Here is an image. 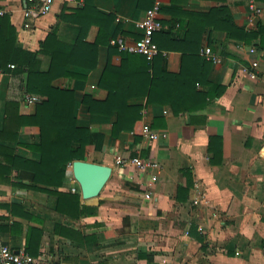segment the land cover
Segmentation results:
<instances>
[{
  "label": "crops",
  "instance_id": "crops-1",
  "mask_svg": "<svg viewBox=\"0 0 264 264\" xmlns=\"http://www.w3.org/2000/svg\"><path fill=\"white\" fill-rule=\"evenodd\" d=\"M155 1L55 0L49 14L27 21L25 0H0V19H7L0 36L13 28L14 48L38 53L43 73L55 52L70 60L72 74L55 83L77 101V125L87 131L82 161L113 170L89 200L73 163L62 187L1 182L0 247L43 255L47 264H264V31L247 40L248 0H159L163 29L154 37L160 52L151 72L142 56L126 55L111 39H140L137 23ZM260 5L264 26V0ZM204 46L222 62L201 56ZM256 59L258 77L251 79L245 69ZM10 65L0 70V130L7 101H20L25 89L26 73L16 75ZM148 75L157 82L152 100ZM110 98L114 103L100 106ZM34 112L35 105L19 102L20 115ZM145 124L168 137L146 139ZM40 140L32 125L21 128L18 142L0 143L38 162L29 146ZM137 156L162 168L117 162ZM11 179L34 185L27 171ZM53 192L80 194L91 213L59 212Z\"/></svg>",
  "mask_w": 264,
  "mask_h": 264
},
{
  "label": "trees",
  "instance_id": "trees-1",
  "mask_svg": "<svg viewBox=\"0 0 264 264\" xmlns=\"http://www.w3.org/2000/svg\"><path fill=\"white\" fill-rule=\"evenodd\" d=\"M6 20V18L0 19V27L4 26ZM263 31V24L258 23L256 29L246 30L247 40L255 42L257 36ZM14 33V29L11 28V31H5L0 36V70H7L9 64L13 63L16 64V68L13 70L14 74L21 76L26 73L25 89L20 101H25L27 97L33 98L32 105H35V112L31 115L22 116L18 113L20 101L8 100L4 128L0 130V140L18 142L23 126H38L41 130L40 143L29 147L39 153L40 160L33 162L24 159L17 155L14 148L0 143V183H13L16 186L41 191H45V189L40 186L62 187L67 178L68 165L83 159L87 133L85 129L77 125V101L73 91L55 83L56 80L72 74L67 70L70 60L64 61L62 56L55 52L52 54L51 69L49 72L43 73L40 70L38 53L14 48L15 35L10 37ZM55 36V33L49 35L43 43L45 50L56 39ZM125 54L128 56L140 55ZM142 58L145 60L147 70L152 72L156 57L152 61H148L144 56ZM169 78L175 79L177 77L170 76ZM148 81V96L149 100H152L153 88L157 82L149 75ZM86 98L85 103H89L90 96ZM112 103L114 101L110 98L104 104L100 103V106H107ZM77 143L80 144L78 147L75 146ZM14 171L30 172L34 185L13 182L11 176ZM53 193L59 199L57 210L63 214L80 216L92 211L90 207L80 205V194L78 193ZM56 231L62 235L61 227H57ZM26 252L30 254L28 250Z\"/></svg>",
  "mask_w": 264,
  "mask_h": 264
},
{
  "label": "built area",
  "instance_id": "built-area-1",
  "mask_svg": "<svg viewBox=\"0 0 264 264\" xmlns=\"http://www.w3.org/2000/svg\"><path fill=\"white\" fill-rule=\"evenodd\" d=\"M26 7L23 9L24 18L29 21L32 19L41 18L52 11L53 4L55 0H25ZM261 0H248L247 7L249 10L248 24L245 27L247 31L257 28L258 22L263 13L261 7ZM161 11V3L159 0L154 2L152 8L147 10L143 20L137 23L138 28L141 31V38L128 42L123 36H118L117 38L111 39V44L117 46L120 51L124 53L140 54L144 56L148 61H152L160 52L158 45L154 41L155 33L163 29V24L160 21L159 15ZM5 14V10L0 8V16ZM252 54H257L258 51L255 47L250 48ZM200 55L211 60L215 64H220L222 62L221 56L215 53L210 47L204 46L200 50ZM259 66V59L254 60L251 63L250 68L245 69L246 74L251 79H257L256 69ZM11 68H15V65H10ZM26 101L29 104L34 102V99L27 97ZM143 135L146 139L151 141H157L159 139H165L168 134L165 132L159 133L151 129L148 124L143 126ZM120 164L131 163L140 170L153 169L160 170L162 165L160 162H155L152 160H144L140 156L125 160L121 157L117 159ZM150 198V195H147ZM195 203H199L196 200ZM0 264H47L45 257L32 256L27 253L25 249H13L10 246L0 247Z\"/></svg>",
  "mask_w": 264,
  "mask_h": 264
},
{
  "label": "water",
  "instance_id": "water-1",
  "mask_svg": "<svg viewBox=\"0 0 264 264\" xmlns=\"http://www.w3.org/2000/svg\"><path fill=\"white\" fill-rule=\"evenodd\" d=\"M72 169L84 200L98 197L110 180L113 171L110 166L82 160L74 161Z\"/></svg>",
  "mask_w": 264,
  "mask_h": 264
}]
</instances>
